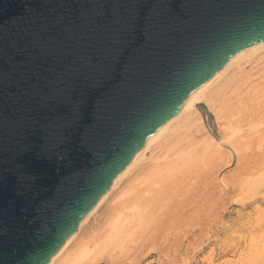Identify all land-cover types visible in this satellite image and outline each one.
Returning a JSON list of instances; mask_svg holds the SVG:
<instances>
[{"label": "water", "instance_id": "obj_1", "mask_svg": "<svg viewBox=\"0 0 264 264\" xmlns=\"http://www.w3.org/2000/svg\"><path fill=\"white\" fill-rule=\"evenodd\" d=\"M262 41L264 0H0V264H46L183 100Z\"/></svg>", "mask_w": 264, "mask_h": 264}, {"label": "rangeland", "instance_id": "obj_2", "mask_svg": "<svg viewBox=\"0 0 264 264\" xmlns=\"http://www.w3.org/2000/svg\"><path fill=\"white\" fill-rule=\"evenodd\" d=\"M263 52L260 51L251 59L243 61L239 67L229 71V75L233 72L236 79H240L236 84L243 87L238 85L240 88L236 91L232 87L237 86H231L229 90L231 92L235 90L236 93L225 92L228 102L224 97H218L219 101H225L217 102L220 107L216 103L205 104L202 100L200 103L207 113L199 110L192 119L196 117L200 122H191L188 130H185L186 134L183 133L185 145L187 143L192 145V142L195 144L185 151L186 153L200 150L205 146H211L214 151L212 169L206 175L207 179L203 177L198 179V182L192 181L184 189L185 196L194 194L196 200L205 203L204 212L200 211L196 214L200 215L198 218L195 216L194 220L188 219L184 225L181 224L164 235L161 232L156 234L155 216L158 217L164 210L162 207L167 202L166 199L160 203V208L143 209L140 220L138 217L140 211L132 205L131 198H134V194L139 193L142 188H149V182L141 179L138 173L148 165L178 161V158L185 154L184 152L172 156L174 150L171 148L164 152L163 157L155 160L161 146L159 142L155 143L152 149L150 147L145 152L137 167L135 166L136 168L134 167L135 169L122 179L112 194L87 219L69 246L70 258L67 256V260L72 261L77 248L82 246L88 255L82 262L77 261V264H264ZM173 132H170V135ZM164 140H161L162 144ZM227 140L229 142H226ZM160 185L161 183L155 185L153 189L159 186L156 189L158 191L164 183ZM153 192H144V199L146 196L149 198ZM113 210L121 211L120 218L117 217L118 221L120 219L125 221L124 223H130L128 234L113 238L111 234L113 220L110 219ZM205 215L208 216L207 219Z\"/></svg>", "mask_w": 264, "mask_h": 264}, {"label": "bare ground", "instance_id": "obj_3", "mask_svg": "<svg viewBox=\"0 0 264 264\" xmlns=\"http://www.w3.org/2000/svg\"><path fill=\"white\" fill-rule=\"evenodd\" d=\"M262 50L264 51V41L257 43L255 45L248 47V48L244 49L243 51L237 53L236 55L229 58L205 82H203L199 87H197L195 90H193L183 100V102L179 105V107L175 110V112L160 127H158L151 136H149L145 140L142 147L131 157L130 161L124 166V168L121 170V172L113 179L110 186L98 198V200L95 202L93 207L87 212V214L79 222L77 228L63 242V244L59 247V249L55 252V254L47 261L46 264H77L76 263L77 261L81 260L80 262H82L83 259L85 260V256L88 255V252L86 251V249L84 250L82 246L77 248V250L75 249L76 255L73 256L74 258L72 259V261H70L71 259L67 260L66 258L68 256L69 246H70L71 242L74 240V238L77 236V234H79V231H81L80 229L82 228L83 225H85V222L87 221V219L91 215H93L94 212L99 208V206L102 203H104L106 198L110 194H112L111 192L115 188H117L118 184L120 182H122V179L124 177H126V175H128L130 172H132L133 171L132 169H135L137 167L138 163H140V161H142V158L144 157L145 152L147 150H149L150 147H151V149L153 148L152 145H154L155 143L158 144V142L161 145L159 147L160 153H158L155 160H159L161 157H163L164 152L167 151L168 149H171V148H172V150H174V153L172 154V156L181 155L182 153L187 151L193 145V142H192V145H190L189 143H187L185 145L183 142L186 139L183 138V136H184L183 133L186 134L185 130L186 129L188 130V127L190 126L191 122L199 121L196 117H195L196 120L192 119V116H194L196 113L199 112L200 109L198 108V105L201 104L200 102L203 100V102L205 101V104H206V102H208V104H209V102L214 103V104L216 103V105H218V107H220L219 106L220 104L217 103L219 101L218 97L222 96L225 98V95H226L225 92L226 91L229 92L230 91L229 88H231V86H233V85L237 86V88L232 87L236 91L239 90L240 87H243L241 84H238L239 86L241 85L240 87H238V85L236 83H239L240 79L237 80L235 77V74L233 72H232V74L230 73L231 75H229V71L233 68L235 69V67H239L243 61H245L246 59L247 60L251 59V57L253 55H257ZM263 54H264V52H263ZM260 60H261V58H260ZM244 75H246V74H244ZM231 90H233V89H231ZM235 90L233 92L236 93ZM233 92L230 91V93H233ZM222 93L224 96L222 95ZM244 93H246V92L244 91ZM237 97H238V95H237ZM226 98L224 100H226ZM220 100H222V99H220ZM224 100L219 101V103L225 102ZM234 102H236L235 99H234ZM208 104H207V106H209ZM221 106H222V104H221ZM223 106H225V105H223ZM233 107H235V106H233ZM215 108H217V107H215ZM231 110H232V108H231ZM227 112H229V111L227 110ZM230 119H231V117H230ZM170 132H173L174 134L171 133V135H170ZM166 136H167V138H166ZM227 136H228V133H227ZM193 138H192V140L195 141ZM163 139H165L166 141L164 140V143L162 144L161 140H163ZM234 140H235V138H234ZM226 142H229V141L227 140ZM156 147L157 146H155V148ZM210 147L205 146L202 149L197 150V151L194 150L190 153L185 152V154L181 155L180 158H178V161L176 160L174 162H168V163L167 162L164 163V161H163V164H159V163L156 164L155 163V164L146 166V168L142 169L140 171V173L137 172L139 174L138 176L141 179H146L149 182V188H146L144 186L145 188L143 189L142 187H140V188H142V190H140V192L137 193L136 195L134 194V196H135L134 198L133 197L131 198V200L133 199L132 205H134V207H136V209L138 211H140V214L138 215L140 220H141V212L143 211V209H145L146 207L147 208H150V207L160 208L161 207L160 203L163 202V200H165V199L167 201L165 203V205H163V207H162L164 209L162 211V213L160 215H158V217H157V215L155 216V220L157 222V228L155 231H157V233H156L157 235L161 234V233H162V235H164L169 230L176 229V228L180 227V225L183 223L185 224V222L188 219L194 220L195 216H196V218H198L200 215L197 216L196 214H199L200 211L204 212L203 208L205 207V203L201 202L200 200H196V195H194V194L185 196L184 189L186 187H188L189 183H191L192 181L196 182L198 179L206 177V175L211 171V169H212L211 165L213 162V152L214 151ZM170 157H171V155H170ZM204 169H206V170L204 171ZM206 179H207V177H206ZM201 182H202V180H201ZM160 183H161V185H163V183H164L163 187L160 185L161 187L158 189V191L156 189L159 186H157L156 189H153V187L155 185H158ZM183 185H185V186L183 187ZM192 189H194V188H192ZM150 191H154V192L151 194L150 197L148 196L149 198H147V196H146V199H144L143 193L144 192L148 193ZM169 191H170V193H169ZM188 192L190 193V191H188ZM128 198H130V197H128ZM224 203H225V201H224ZM152 211H153V209H152ZM110 212H111V209H110ZM119 212L121 213L120 210H119ZM119 212H116V211L114 212V210H113V214L110 217V219L113 220L112 226H111V234H112V236H114L113 238L122 236L124 234L125 235L128 234L127 233L128 228L130 227V225H128L130 223H128V224L124 223L125 221H120V219H119V221H120V223H119V221L117 220L118 219L117 217L119 216V218H120V216H121V215H119L120 214ZM129 216H130V214H129ZM204 217H206V219L208 218V216H206V215ZM104 222H105V220H104ZM121 222L124 223V226H123V223H121ZM127 236H129V235H127ZM98 239H99V237H98ZM71 247H72V245H71ZM192 251H194V249ZM73 255H74V253H73Z\"/></svg>", "mask_w": 264, "mask_h": 264}]
</instances>
